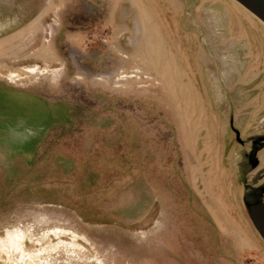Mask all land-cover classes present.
<instances>
[{
    "label": "rangeland",
    "instance_id": "rangeland-1",
    "mask_svg": "<svg viewBox=\"0 0 264 264\" xmlns=\"http://www.w3.org/2000/svg\"><path fill=\"white\" fill-rule=\"evenodd\" d=\"M227 10L260 34L231 0H0V264H264L263 49Z\"/></svg>",
    "mask_w": 264,
    "mask_h": 264
},
{
    "label": "bare ground",
    "instance_id": "bare-ground-1",
    "mask_svg": "<svg viewBox=\"0 0 264 264\" xmlns=\"http://www.w3.org/2000/svg\"><path fill=\"white\" fill-rule=\"evenodd\" d=\"M233 3H235V5H238L239 7H241V9H243L246 13H248L249 15H252V17L254 18L255 16L250 13L247 9H245L242 5H240L238 2H236L235 0H231ZM227 14L230 18V21L232 23V26L235 28H239V29H243V30H240L241 32H243V36H247L250 38L251 42L253 45H256L255 46V49H256V53L257 55H260L259 54V51L260 49H263L261 50L263 55L264 56V43L262 44V46L260 47V40H262L264 38V23H262V21H260L257 17H255L257 20L256 22L259 23L260 25H262L263 27L261 28L260 26L258 25H255L257 27V29L260 31V34L258 35H253L252 33V30L249 29V28H246L244 27V25L242 24H239L236 19H234V17L232 16V13L227 10ZM236 23L238 25H236ZM254 40L257 41L258 43H254ZM263 47V48H262ZM257 115V114H256ZM256 115H254V113H251L250 115V120L253 121L256 119ZM226 122V121H225ZM224 122V123H225ZM223 123V122H222ZM235 146H237V144H235ZM264 151V148L258 153L259 155V158L262 157V152ZM22 234H19V233H13V234H10L7 236L6 238V246L10 247L12 249V251H17L19 252V254L21 255V258L24 259L25 257L28 259V260H35L36 258L39 259V256L38 254H30V253H26L25 249H24V246H23V239H22Z\"/></svg>",
    "mask_w": 264,
    "mask_h": 264
},
{
    "label": "water",
    "instance_id": "water-1",
    "mask_svg": "<svg viewBox=\"0 0 264 264\" xmlns=\"http://www.w3.org/2000/svg\"><path fill=\"white\" fill-rule=\"evenodd\" d=\"M262 23H264V0H235ZM250 221L264 242V198L255 202H246Z\"/></svg>",
    "mask_w": 264,
    "mask_h": 264
},
{
    "label": "flooded vegetation",
    "instance_id": "flooded-vegetation-1",
    "mask_svg": "<svg viewBox=\"0 0 264 264\" xmlns=\"http://www.w3.org/2000/svg\"><path fill=\"white\" fill-rule=\"evenodd\" d=\"M238 139V138H237ZM255 144V140H250L249 141V152H251V150H252V146H254L255 148H254V151H253V155L255 154V156L258 158V160L260 159L259 158V155H258V153L264 148V143H262L261 142V146H255L254 145ZM261 147V148H260ZM256 151V152H255ZM250 154V153H249ZM249 156V155H248ZM252 155H250V157H251ZM250 157H245L246 158V160H248ZM249 161L251 162V163H255L256 161L254 160V158H252L251 160L249 159ZM256 188V187H255ZM256 190L258 191L257 192V194L258 193H260V191H264V187H258V188H256ZM253 192H256V191H253ZM255 201H258V200H255ZM255 201H253V202H255Z\"/></svg>",
    "mask_w": 264,
    "mask_h": 264
}]
</instances>
